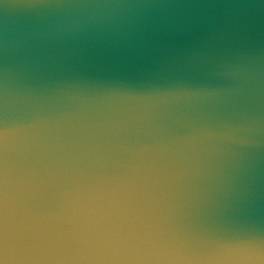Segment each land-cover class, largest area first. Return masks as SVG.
Here are the masks:
<instances>
[{
	"label": "water",
	"instance_id": "95a60500",
	"mask_svg": "<svg viewBox=\"0 0 264 264\" xmlns=\"http://www.w3.org/2000/svg\"><path fill=\"white\" fill-rule=\"evenodd\" d=\"M0 264H264V0H0Z\"/></svg>",
	"mask_w": 264,
	"mask_h": 264
}]
</instances>
